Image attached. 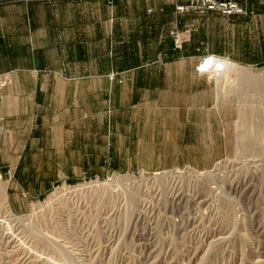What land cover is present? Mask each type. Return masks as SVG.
I'll list each match as a JSON object with an SVG mask.
<instances>
[{"label": "rangeland", "instance_id": "rangeland-1", "mask_svg": "<svg viewBox=\"0 0 264 264\" xmlns=\"http://www.w3.org/2000/svg\"><path fill=\"white\" fill-rule=\"evenodd\" d=\"M170 4L176 7L164 0H0V76L10 79L0 94L7 96L12 71L28 68L36 41L47 47L46 67L63 70L85 62L78 57L94 39L103 50L112 31L126 35L131 22L166 17ZM171 36L182 49L185 31ZM208 58L249 74H200L201 62L196 69L214 77L225 122V155L209 169L113 168L133 155L78 153L70 150L73 134L63 136L76 126L62 131L49 128L46 116L39 123L35 114L10 119L3 111L0 264H264V63L202 61ZM98 108V136L107 131L104 116L121 126L120 109ZM63 140L72 144L62 147ZM183 169L196 177L178 176Z\"/></svg>", "mask_w": 264, "mask_h": 264}, {"label": "crops", "instance_id": "crops-1", "mask_svg": "<svg viewBox=\"0 0 264 264\" xmlns=\"http://www.w3.org/2000/svg\"><path fill=\"white\" fill-rule=\"evenodd\" d=\"M233 1L245 9V15L179 16L170 4L165 7L166 17L131 22L126 35L123 29L112 31L103 50L94 39L88 53L77 56L86 61L63 70L46 67L47 47L36 41L25 56L28 68L12 71L7 96L0 94V130L3 111L10 119L35 114L39 123L46 116L49 128L58 124L65 131L76 126V131L63 134H73V144L63 140L62 147L72 144L70 150L84 155L102 148L107 154L133 155L128 162L114 161L113 168H211L226 152L225 122L216 107L214 77L199 75V63L204 57L264 63L256 60H264V0ZM163 4L168 3L157 5L163 8ZM174 31L186 33L182 49L175 46ZM36 57L42 59L38 66ZM112 73L114 81L109 78ZM103 103L109 111L120 109L124 114L121 126L112 115L104 116L107 131L98 136L97 105Z\"/></svg>", "mask_w": 264, "mask_h": 264}, {"label": "built area", "instance_id": "built-area-1", "mask_svg": "<svg viewBox=\"0 0 264 264\" xmlns=\"http://www.w3.org/2000/svg\"><path fill=\"white\" fill-rule=\"evenodd\" d=\"M164 1L176 3V9L178 13L195 12L201 15H205L213 12V13H219L220 15L225 17L246 14L245 9L242 8L236 2H234L233 0H164ZM207 61L208 59L200 63L197 69L198 73L200 74L207 73L205 69H203L202 67L204 66L203 63ZM9 80L10 79L8 77L0 76V88L4 89L9 84ZM176 173L178 174V176L179 173H181V174H185L186 176L196 177L194 176V171L192 169H183L181 171L178 170ZM188 173H191V175H189ZM176 175L174 177H176ZM171 176L172 175H170V177ZM194 186H197V184L194 183Z\"/></svg>", "mask_w": 264, "mask_h": 264}, {"label": "bare ground", "instance_id": "bare-ground-1", "mask_svg": "<svg viewBox=\"0 0 264 264\" xmlns=\"http://www.w3.org/2000/svg\"><path fill=\"white\" fill-rule=\"evenodd\" d=\"M204 66L203 69H205V71L207 73H211V72H215L217 73L218 71H227L229 73V75H233V76H237V75H240V74H243V75H249V74H245V72H243L244 70H241V67H237V65H234V64H231V63H228V62H222L220 60H215L214 58H208V61L207 62H204L203 63ZM239 71V72H238ZM263 73V72H262ZM264 74V73H263ZM244 114V113H242ZM247 115V114H246ZM249 115V114H248ZM245 116V114L243 115ZM246 120V119H244ZM243 120V121H244ZM247 121V120H246ZM245 121V122H246ZM246 124V123H245ZM244 124V125H245ZM242 125V124H241ZM247 133V132H246ZM241 134V133H240ZM246 135V134H245ZM145 175V174H144ZM151 177H157V175H150Z\"/></svg>", "mask_w": 264, "mask_h": 264}]
</instances>
